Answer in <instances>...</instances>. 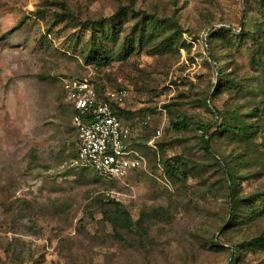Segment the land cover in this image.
<instances>
[{"label":"rangeland","instance_id":"obj_1","mask_svg":"<svg viewBox=\"0 0 264 264\" xmlns=\"http://www.w3.org/2000/svg\"><path fill=\"white\" fill-rule=\"evenodd\" d=\"M119 9L137 14L122 37L143 17L166 27L144 49L86 65L69 43L74 33L88 37L77 22ZM221 28L229 41L208 37ZM218 72L226 89L217 88ZM71 80L128 91L123 119L144 159L138 171L109 182L75 163L73 110L63 91ZM215 109L257 130L250 139L212 137L207 153L196 125L210 124L205 132L214 134ZM170 120L188 129L177 132ZM175 157L182 173L168 177ZM250 198L264 199L257 0H0V264H228L232 257L264 264V248L241 246L264 232V213L243 217ZM123 218L130 229L118 225Z\"/></svg>","mask_w":264,"mask_h":264},{"label":"trees","instance_id":"obj_2","mask_svg":"<svg viewBox=\"0 0 264 264\" xmlns=\"http://www.w3.org/2000/svg\"><path fill=\"white\" fill-rule=\"evenodd\" d=\"M260 8L264 10V0H257ZM64 13L62 14V19H69V21L72 20V14L69 13L63 5H61ZM134 14L132 11H124L123 9H119L116 14L112 15L108 18H103L97 21H78L77 26L81 28L84 32H88V37L84 39L83 37H80L79 35H76L75 33L71 36L69 39V43L72 46L74 51H78L80 56L82 57L84 63L88 66L94 65V66H105L108 65L111 61H113L116 58H125L128 55L132 54L135 49L141 50L144 49L150 41H152L158 33H160L161 30H163L166 25L160 24L158 20H154L151 17H143L139 23L134 28V34H127L122 37V30L124 26V22L127 21L128 17ZM229 30L228 29H218V30H211L210 36H218L223 41L227 40L229 41ZM244 30L242 28L241 33L244 35ZM6 33L5 35H8ZM176 34H171L165 39V42L162 43V49H166L167 47H171V45L174 43V36ZM84 41V42H81ZM79 48L80 50H77ZM155 49V48H154ZM158 50V49H157ZM155 50V51H157ZM219 83L217 85V88H227V82L225 80V77L221 73L219 74ZM94 89L96 90L97 94L101 95L104 94L107 90H101L98 88V86H95ZM128 99V97H127ZM126 99V100H127ZM122 103V105L117 106L115 109V114L118 116V118L124 122L125 116H127V112H125V102ZM254 115L256 117L261 115V112L259 110L254 111ZM215 122L211 126L210 130L214 131V134H208L205 132L209 127L210 124L201 125L197 124L196 128L198 130H201L203 132L201 136V142L203 149L210 153L208 143L209 140H211L212 137H219V138H225V137H234L238 138L240 140L242 139H250L257 128L254 125H249L246 122H244L240 116L238 115H230L219 112L215 109ZM172 129H174L177 132H181L184 130H187L188 127L185 124V121H174L170 120L169 122ZM213 135V136H212ZM207 137V138H206ZM132 147V143H131ZM133 149V147H132ZM77 158V157H76ZM179 165H183V161L179 157H175L172 161V163L166 165V174L168 177H179V173H182V171H178ZM89 169V168H87ZM93 174L100 179L93 170L89 169ZM139 170V169H138ZM132 172L131 174L135 173L136 171ZM130 174V175H131ZM227 179L229 181V192L231 195L234 191V186H231L234 183L233 176L230 172H228ZM102 180V179H100ZM108 181V180H103ZM110 182V181H109ZM115 182V181H111ZM245 202L248 203L247 209L244 213V218L246 219H255L257 217H260L262 213H264V199L259 201L257 203L256 198H250L246 200ZM230 221H235V213L234 210L230 209ZM118 225H120L122 228L130 229V222L123 218L119 221ZM248 246L252 249L257 248H264V232L258 235L257 237L251 239L247 243L242 244L241 246ZM214 246V245H213ZM240 246V247H241ZM215 247L218 246L215 244ZM237 257H232L229 259L228 264H236Z\"/></svg>","mask_w":264,"mask_h":264},{"label":"built area","instance_id":"obj_3","mask_svg":"<svg viewBox=\"0 0 264 264\" xmlns=\"http://www.w3.org/2000/svg\"><path fill=\"white\" fill-rule=\"evenodd\" d=\"M63 91L73 110L75 163L108 181H121L143 166L144 159L131 147V127L115 114L128 97L126 89L99 95L87 80H71L64 81Z\"/></svg>","mask_w":264,"mask_h":264}]
</instances>
